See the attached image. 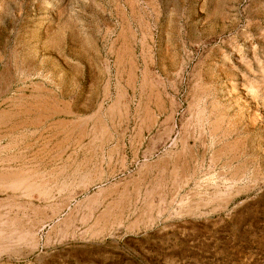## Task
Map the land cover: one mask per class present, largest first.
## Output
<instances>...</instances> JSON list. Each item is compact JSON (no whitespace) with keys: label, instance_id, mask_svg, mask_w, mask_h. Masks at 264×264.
I'll return each mask as SVG.
<instances>
[{"label":"rangeland","instance_id":"1","mask_svg":"<svg viewBox=\"0 0 264 264\" xmlns=\"http://www.w3.org/2000/svg\"><path fill=\"white\" fill-rule=\"evenodd\" d=\"M0 264H264V0H0Z\"/></svg>","mask_w":264,"mask_h":264},{"label":"bare ground","instance_id":"2","mask_svg":"<svg viewBox=\"0 0 264 264\" xmlns=\"http://www.w3.org/2000/svg\"><path fill=\"white\" fill-rule=\"evenodd\" d=\"M116 101H117L116 103H119L120 98L118 97ZM124 103H125V102H124ZM14 186H15V185H14ZM16 220H18V219H16ZM19 220H20V219H19ZM30 221H31V220H30ZM11 223H12V222H11ZM27 230H28V229H27ZM23 231H24V230H23ZM25 232H26V231H25ZM30 232H31V231H30ZM29 234H30V233H29ZM20 235H21V234H20ZM20 235H19V236H20ZM24 235H25V234H24ZM24 235H23V237H24ZM19 236L17 237V239L20 238ZM28 236H29V235H28ZM23 237L21 236V238H23ZM26 237H27V236H26ZM7 239H8V238H7ZM12 239H13V238H12ZM23 239H24V238H23ZM15 241H16V240H15Z\"/></svg>","mask_w":264,"mask_h":264}]
</instances>
